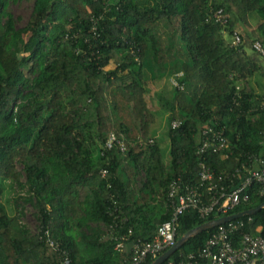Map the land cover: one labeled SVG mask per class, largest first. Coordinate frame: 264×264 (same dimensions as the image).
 Wrapping results in <instances>:
<instances>
[{
    "label": "trees",
    "instance_id": "1",
    "mask_svg": "<svg viewBox=\"0 0 264 264\" xmlns=\"http://www.w3.org/2000/svg\"><path fill=\"white\" fill-rule=\"evenodd\" d=\"M21 1L0 0V264H58L47 233L73 264H126L135 240H152L171 219L165 203L172 181L199 184L203 163L229 192L246 174L240 164L247 155L264 161V93L248 83L264 73L246 52L250 33L228 42L249 14L264 26V0H34L18 28L11 6ZM219 9L228 15L223 26L212 16ZM259 40L264 49V29ZM172 79L178 87L170 96L157 95L165 96L168 115L165 163L150 129L160 114L146 96L148 82ZM172 121L180 125L172 129ZM216 125L229 148L197 154L198 132ZM110 134L122 147H105ZM243 195L225 213L179 215L176 241L264 202L255 185ZM10 198L31 207L36 233L21 221L22 211L7 210ZM233 222L264 239V209ZM216 230L189 239L162 264L197 257Z\"/></svg>",
    "mask_w": 264,
    "mask_h": 264
},
{
    "label": "built area",
    "instance_id": "2",
    "mask_svg": "<svg viewBox=\"0 0 264 264\" xmlns=\"http://www.w3.org/2000/svg\"><path fill=\"white\" fill-rule=\"evenodd\" d=\"M212 16L215 22L222 26L228 21V15L224 14L221 9L217 10ZM239 43L240 37L237 32H234L231 45ZM251 48L264 59V49L258 41L253 42ZM170 83L172 86L178 87L175 80L172 79ZM262 106L264 107V102ZM179 125L180 123L177 121L171 122L172 129H176ZM198 137L201 138V143L196 150L199 155L208 151L217 153L229 148L223 127L205 126L198 132ZM114 143L122 147L121 142L113 134H110L105 147L109 149ZM199 169V184H183L180 178L170 183L165 204L172 211L171 219L157 227L152 240H135L126 264H143L147 259L154 260L171 248L176 242L174 222L179 215L187 210H195L201 218L208 217L214 211L225 213L247 199L243 193L251 185L257 186L258 196L264 199V161L256 156H246V162L240 164V170L246 174L243 176L240 185L229 192L227 189L230 188L221 185L220 178L214 181L213 173L203 163L199 164ZM104 173L105 171L102 172V174ZM236 173H239V170H236ZM233 178H235V175H231V179ZM201 188H204L209 195L206 201L203 199L204 194L200 190ZM242 226V222L233 221L218 226L197 257L189 255L186 261H180L179 264H264V239L258 235L242 233ZM236 233H240V236L236 237L238 247L234 246L236 242L234 235ZM126 240L125 236L120 237L114 249L116 251L122 250L123 243ZM47 242L49 246L58 250V264H73L66 251L59 249L58 245L49 239L48 233ZM169 264L174 263L170 262Z\"/></svg>",
    "mask_w": 264,
    "mask_h": 264
},
{
    "label": "rangeland",
    "instance_id": "3",
    "mask_svg": "<svg viewBox=\"0 0 264 264\" xmlns=\"http://www.w3.org/2000/svg\"><path fill=\"white\" fill-rule=\"evenodd\" d=\"M33 1L34 0H22L18 5H12L11 6V12L16 19V26L18 28L23 27L30 19L31 12H32V7H33ZM237 28L235 29L236 32L241 34L245 38L246 33H250L252 35L251 40H259V33L261 30L264 29V26L260 19L255 15V14H249L245 17V23H243V26H236ZM228 38V42L232 43V39ZM230 40V41H229ZM251 40H248L250 42H246L245 40V45L247 46L246 52L248 53L249 56L253 57L255 61H258L261 64V72L264 73V59L260 57L256 52L252 51L251 49ZM261 44V40L258 41ZM113 62L112 64L106 68V69H111L113 68ZM250 82L251 87L255 90L257 94H262L264 93V78L258 77L257 81L256 79H249L248 83ZM247 83V86H248ZM260 86H259V85ZM148 86L150 88L151 94L149 96H146V101L152 110L156 111V113L160 114V118H155V123L150 126V129H152L155 132L154 140L157 142V145L160 148V153L162 160L167 163L169 161L168 157V149H169V144L168 140L166 138V132H167V125H166V118H167V113L163 112L162 106H161V99L164 98L163 96L160 98L157 97L161 92L167 93V96H170V93L173 91V86L170 84V81H161L160 83H153V82H148ZM246 86V87H247ZM155 95V96H154ZM163 100V99H162ZM161 111V113H160ZM153 139V138H152ZM13 169L15 172L20 173L22 166L18 162V158H16L13 162ZM18 194H22L23 190H17ZM11 198L17 197L16 195H10ZM20 197V196H19ZM11 198L9 199V207L7 210H10L11 208L16 207V211H22V216H21V221L27 226V228L32 232L36 233L37 232V223L33 217V210L29 205L22 204L21 200H18L16 204L11 201ZM15 210V209H14ZM15 212V211H14Z\"/></svg>",
    "mask_w": 264,
    "mask_h": 264
},
{
    "label": "water",
    "instance_id": "4",
    "mask_svg": "<svg viewBox=\"0 0 264 264\" xmlns=\"http://www.w3.org/2000/svg\"><path fill=\"white\" fill-rule=\"evenodd\" d=\"M264 209V202L260 204L258 207L251 209V210H246L234 215H229V216H223L217 219L210 220L208 222H205L188 232H186L183 236H181L175 244L169 248L167 251L162 253L160 256H158L155 260H153L152 263L150 264H162L164 261H166L172 254H174L185 242H187L189 239L199 235L202 232H205L207 230L216 228L220 225H223L225 223H228L230 221H234L236 219H239L243 216H251L254 215L257 211Z\"/></svg>",
    "mask_w": 264,
    "mask_h": 264
},
{
    "label": "bare ground",
    "instance_id": "5",
    "mask_svg": "<svg viewBox=\"0 0 264 264\" xmlns=\"http://www.w3.org/2000/svg\"><path fill=\"white\" fill-rule=\"evenodd\" d=\"M155 260V259H154Z\"/></svg>",
    "mask_w": 264,
    "mask_h": 264
}]
</instances>
